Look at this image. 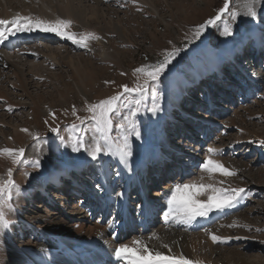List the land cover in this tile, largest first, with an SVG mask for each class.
I'll list each match as a JSON object with an SVG mask.
<instances>
[{
	"label": "rangeland",
	"instance_id": "1",
	"mask_svg": "<svg viewBox=\"0 0 264 264\" xmlns=\"http://www.w3.org/2000/svg\"><path fill=\"white\" fill-rule=\"evenodd\" d=\"M97 1L101 2V10L106 11L105 14L108 15L107 22L96 18L88 22L78 14L69 17L58 9L56 0H51L54 6L52 11L46 8L44 10L40 0H0V11L8 6L12 10L9 18L19 14L45 21L71 20L72 24L67 31L93 34V38L87 40L86 47H78L71 40L54 32L52 33L60 41L49 43L45 41L47 39H36L23 45L31 31L27 32L24 38L20 37L22 32H18L10 39L19 38L18 42L24 39L21 44L14 47L5 45L11 48L3 50L0 48V62H10L8 68L0 70V148L24 149L18 164H13L9 156H0V178L7 179V170L11 168L12 178L20 188L18 193L13 190L12 199L3 209L6 218L10 224L17 220L21 207L25 202L29 203L27 198H23L21 206L17 195L22 193L24 196L27 191L38 196H31L33 200L30 198L32 207L29 211L34 213L25 211L26 216L36 213L66 214L67 210L76 208H82L84 213H91L86 205L92 200L87 201L89 197L85 193L83 197L79 196L84 189L72 185L74 192L69 188L64 189L68 186L54 189L64 198L58 197L57 203L52 206V203L41 198L44 193L36 181L42 177H50L53 169H60L67 163L72 167L85 163L86 167L90 168L91 157L87 151H72V145L77 141L90 149L91 137L101 135L96 131V121L92 119L93 113L87 111V105L123 93L116 102L115 111L109 114L112 124L107 131L105 148L110 155L118 153L123 157L120 149L124 137L127 136L131 152L138 156H148L157 140V126L163 123L162 128L169 133L172 143L176 148L182 146L184 151L181 155H176L178 150H174L172 157L178 160L187 159L188 156L191 160L192 155L195 156L193 161L199 159L195 171L180 184H212L217 188L244 190L233 207H214L208 215L201 216L200 218L205 219L213 212H223L217 221L203 230L187 228L188 222H181L182 216L178 217L175 212L174 218H168L170 220L165 222L161 220L159 225L156 220L155 232L151 229L147 235H137V232L132 236H149V239L155 242L163 241L164 238L173 248L179 250L185 248V243L190 246L186 240H192L197 242L198 253L205 261L228 260L231 264H264V145L260 143L264 141V47L256 54L253 53V41L249 36V28L253 22L264 19V0L257 6L258 15L255 19L244 15L243 0H230V12L216 25L209 26L199 37L195 35V29L216 14L223 6V0ZM86 4L94 5L95 0ZM233 11L239 13L235 20L230 15ZM1 15L0 13V19H8L7 16ZM225 23L232 26L231 36L223 35ZM244 36L245 53L241 57L238 48L240 39ZM223 45L227 50H223ZM108 46L120 57V63L101 57L100 49ZM28 48L57 50L62 53L61 58H64L59 56L61 61L53 64L45 56H35L31 51L26 54ZM174 49H179L180 53L168 65L159 82L149 80L145 85V75L135 73V69L162 61L165 53ZM228 50L230 54H227ZM69 54L75 61L65 57ZM210 55L225 60L224 72L234 79L231 84L219 78L212 80L213 72L201 75L199 83L191 80L193 74H200L204 66L209 64ZM13 69L25 76L31 93L44 107L39 117L34 118V110L26 107L30 105L31 100L29 97H22L24 87L16 80L17 75L12 74ZM251 80L255 84H252ZM182 82L185 84L184 91L180 90ZM84 84L88 92L80 94L79 85ZM138 84L145 86L147 91L131 94L124 92V85L135 88ZM172 93L179 97L182 108L172 104L169 99ZM156 104L160 110L153 114L150 109ZM133 112L136 113L135 116L132 115ZM133 123L141 132L140 139L131 134ZM121 124L124 128L120 127ZM14 125H22L21 128L30 130V134L22 143L12 139ZM53 128L56 131H52ZM213 146L220 149L216 150V153H209L208 149ZM210 156L220 161L235 175L224 176L219 172L209 174L204 171L203 164ZM36 161L40 162L39 167L35 166ZM114 161L113 159L112 162ZM114 165L115 162L112 171H115ZM162 167L164 169L159 171L162 176L160 185L165 184L167 179H174L181 174L179 170L182 166L177 164V161H166ZM153 168L148 170V182L151 185L158 182L156 177L159 175L155 173L157 168ZM85 174L94 180L88 181L91 184L99 183V179L96 180L97 177L92 176L90 171L86 170ZM113 178L111 182H116V176ZM83 180L85 181V178L81 175L77 178L78 182ZM86 186L87 181L85 188ZM49 187L52 188V185ZM65 190L73 193L75 199L68 201ZM193 191L195 189L188 190ZM136 192L135 188L131 196L134 201H138ZM206 192L207 190L199 193L195 198L206 200L207 194H210ZM186 198L185 192L177 193L178 200ZM66 204L69 205L65 209L63 206ZM90 215L91 219L88 217V220L93 224L108 225L107 222L99 220V216L92 218V214ZM154 215L156 216V213ZM173 222L179 223L174 225ZM40 226L45 225L41 222ZM85 226L70 224L65 229L70 233L76 231L80 233L76 235L84 237L90 231ZM48 230L58 232L57 227ZM125 231L130 232L128 229ZM185 233L188 234L186 240L181 237ZM213 234L220 236L222 240L214 243L211 239ZM40 238V234L29 235L24 243V254L33 257L31 249L34 244L41 243ZM125 242L131 244L132 240L127 237ZM10 244L0 232V264H4L8 254H13L14 247Z\"/></svg>",
	"mask_w": 264,
	"mask_h": 264
},
{
	"label": "bare ground",
	"instance_id": "2",
	"mask_svg": "<svg viewBox=\"0 0 264 264\" xmlns=\"http://www.w3.org/2000/svg\"><path fill=\"white\" fill-rule=\"evenodd\" d=\"M16 1H20V0H16ZM56 1L58 4V9L65 12L66 15L69 17L73 14H78L80 17L87 19L88 22L89 20L93 21L95 18L97 20H101V22L102 21L107 22L108 20L107 19L108 15L105 14L106 11L103 12L101 10L102 8L100 6L101 5L100 1L95 0L94 5H90L91 3L89 5L86 4L90 0H56ZM40 2H41V7L44 8V10L46 8L52 11V8L54 6L51 4V0H40ZM3 8L4 9H2L0 13L8 17V19L6 20L12 19V18H9V16L12 15L11 13L12 10L9 8V6L3 7ZM263 30H264V19H261L255 23L253 22V24L249 28L250 38H252L251 36H254L257 39L256 41L261 43L260 38L263 36V33H264ZM35 31L36 33H32L34 31H31V33L27 35L26 37L34 36V37H37V39H44L42 38V36H49L51 37L50 40H45V41H48L49 43L50 41L52 42L60 41V39L56 37V35H54L52 32H43V31L38 32L37 30ZM26 33L27 32H22L20 37L24 38V35ZM15 35L9 36L6 41H4L3 43H0L1 50H3L4 48L5 49L9 48L5 45L12 46L14 41L18 42L19 38L10 39L14 37ZM33 41L31 40L25 41L26 43H24L23 45L28 44V43L30 44ZM245 41H246L245 36L240 39V43H239L240 46L238 49H239V53H242L241 57H243L245 53V46H244V44H246ZM222 47H223V50L226 49L224 45ZM259 50H261V48ZM30 51L35 56L37 55L45 56L46 59H49L50 61H52L53 64L55 63L58 64L59 63L58 60H60L58 59V57L60 56L61 58L62 56L61 55L62 53L60 54L59 51L48 49V48H45L43 50H37V49L32 50V48H28L26 51V54ZM227 54H230V50H228ZM100 55L105 60H111V61H114L115 63H120V57L117 55V53H115V51L111 49L110 46H108L107 48L100 49ZM65 57L70 58L72 62L73 60L75 61V59L72 60V57H70V54L66 55ZM224 62L225 60H223V58H217V57H214L213 55H210L209 64L204 66L200 74H197V73L193 74V76L191 77V80L195 81V83L198 82L201 78V75H203L206 72L207 73L213 72L212 80H216V78H220L219 75L221 74L225 76L226 74H224V68L221 69L222 64L224 66ZM9 66H10V62L8 61L0 62V70L2 68L3 69L6 67L8 68ZM251 66L253 65L251 64ZM19 72L15 69L12 70V74L14 76L17 75L18 79L16 80H18V83L22 87H24L22 90V94H21L22 97L23 96L29 97L31 100L30 105L26 107H30L32 111L34 110L35 115L33 117L37 118L40 116L44 107L40 105V101L35 99V96H33V94L31 93L29 89L30 87H29V84L27 83L26 78H24L25 76L20 75L21 73ZM218 73L220 74L217 75ZM57 79H59V76ZM225 80H227L228 82L227 84H229L231 80H234V79L232 77L229 78L228 76H226ZM13 85L15 86V84ZM184 89H185V84L182 82L180 86V90L184 91ZM78 91L80 94H82V92L83 94H86L88 92V88L86 87L85 84L83 86L79 85ZM0 94H2V92H0ZM175 94L172 93L169 99L174 106L178 108H182L180 99L179 97H176ZM149 99H151V97H149ZM34 120L36 121V119ZM162 125L163 123L157 126L158 127L157 140L155 141L151 149V152L148 156H145V157L138 156L132 152V155L130 157H121L118 153H116L115 155H112V154L110 155L109 152L107 151L106 153L102 152L101 154H99V156L95 160L92 159V157L90 156L91 157L90 160L92 163L90 167H92V170L91 169L88 170L85 163L76 164V166L74 167L70 166V163H67L63 165L60 169H53L51 171L52 173H51L50 178L54 181V183L57 185L64 184L65 186H68V187L64 186L65 187L64 189L69 188V190L72 192L74 191L71 185L74 184L75 180L77 181V178L80 175L83 177H87L85 174L86 170L90 171V173L92 171L97 172L102 179V183L105 184V187H104L105 192H103L105 193V199L110 200V201L114 200V195L112 194V190H111L112 185L108 183V180H107L108 177L112 178L113 173L114 174L117 173L119 174L118 177L120 181L121 179H123L122 181L124 182H132L131 185L136 188V191L138 193L137 194L138 201H134L131 198L129 202L130 204L128 205L129 206L128 210L125 213V217L123 213L118 214V216L115 219V224H113L111 227L110 224L106 226H102V225L100 226V225L93 224L92 221L88 220V217L89 219H91V215L89 214V211H87L88 213L86 212L84 213L82 211V208L81 209L76 208V210H67L68 212L66 211L67 212L66 214H64L65 212L64 213L58 212V213H53V214L46 213V215L41 214V213H36V215L26 216L24 212L29 211L30 207H32L30 206L31 199L35 198L34 197L35 195L36 196L38 195L37 194L34 195L33 193L28 192V191L26 192L24 196H22V193H19L17 195L18 201L21 203L24 201V199L27 198L29 200V203L25 202L23 206L21 203L22 207H21L19 215L17 216V220L13 224H10L9 228L7 229L0 228V232L10 241L11 243L10 246L12 245L11 247H14V249H12L13 254L11 253H10L11 255L8 254L6 258L7 260L4 262V264H78L81 261H83L84 263L88 262L89 264H93V262H102L108 259H110V261L112 259L117 260L119 264H127L126 260H118L114 254V250L117 247H119L121 244H127L125 242L126 237L125 239L123 237L124 235H126L127 237L129 236L128 238H130L132 242L133 240L142 241L143 244L148 247L149 251L153 253L158 251V252L163 253L166 256H176V257H179L182 255L191 261H199L200 264H231L232 262L228 260H219V261L207 260L205 261L204 257L200 256L198 253V247L196 244L197 242L194 243V241L192 240H186L188 236V234L186 233L181 235V237L185 239L189 243L190 246H188L185 243L183 245L185 248H182V250H179V249L173 248L167 242V239L163 238V241L155 242L154 240H150L149 236L145 237L143 235V237H140V236L131 237L130 235L131 232L125 231L126 229L130 230V229H134L138 227V223L142 222L143 220L147 222L154 220L155 218L154 214L157 213L160 210V208L164 207V205L166 206L167 209L163 217L168 215V218H174V216L176 215L175 211L169 215L170 205L168 204V199L172 196V191L175 189L176 184L179 183V180H177L179 177H176V179L169 178L167 179L165 184L160 185L159 183H160V180L162 179V176H161V173H159V171L164 169V167H162L164 165V162L166 161L176 162L177 161V164H180L182 166V168L179 171L181 173L182 171H185V173L187 174L185 177L192 174L195 171V168L198 166L199 159H195L194 161L192 160V158H195V156L192 157L191 155V160L188 159V156H187V159L180 158L178 160L172 157V153L174 150L179 151L175 153L176 155H181L182 153H184V151L182 150V146L176 148L174 143H172V141L170 140L169 133L166 130H164V128H162ZM21 127L18 125L17 126L14 125L12 127L13 129L12 139L16 140L18 143H22L30 134L29 129L27 132H25V131H22V129H27V128H25L24 126H23L24 128H21ZM97 139H100V136L91 137V142H90L91 147L94 145ZM100 142L104 147H106L107 145L106 142H104L103 140H100ZM212 148L216 150L220 149V148H214V146ZM189 157H190V154H189ZM113 159L118 163L117 169L118 168L119 169L117 172L112 171V165L114 164V162H112ZM155 162L157 163V166L155 165V169L157 168L155 173H159V175L156 177V180L158 179V182L156 183L154 182L155 184L153 183L154 185H151L148 182V175H149L148 166L154 165ZM71 168L73 171L74 170H77V171L69 172ZM46 178L48 177H42L38 179L36 181L37 182L36 184L39 185L40 190H42V192L45 195V196L44 195L41 196V198H43V201H49L50 203H52V206H54L58 201V197L59 199H62L64 198V196H62L61 193H59V191L57 190L55 191L54 188H50L48 184L45 185V183L47 182ZM64 193L66 194L68 201L75 199L73 193H70L69 191L67 192V190H65ZM124 195H125V189L123 190L122 200H124L123 199ZM91 197H89V199H91ZM90 201L91 200H89V202ZM178 201H181V200H178ZM68 205L69 204H66L63 207L66 209ZM46 211H49V210H46ZM29 212L30 214L34 213V211H29ZM219 215L220 213H217V216ZM200 217L201 216H196L194 219L189 221L187 224L188 225L187 228L193 229L196 223L199 222L200 220H207V218L209 217L212 218L216 216L212 214L211 216L206 217L205 219H202ZM197 219H199V221H197ZM41 222L44 223L45 226H40ZM87 222H90V223L87 224ZM173 223L174 225H177L179 222L178 223L173 222ZM70 224H80L81 226L87 225L85 227H87L90 231L86 235L82 234L84 235V237L78 236L76 234H80V233H77L76 231L70 233L67 229H65ZM153 224H155L154 226H156L157 222L153 221ZM51 227H57L58 232H52L48 230ZM118 229H120L119 233H118ZM116 230H117V235L115 234ZM137 231L139 232V234L137 233L135 234L141 235L142 233L141 228H138ZM153 231L155 232L154 228H153ZM31 234L33 235L40 234L41 235L40 239L42 240L41 243H36L33 245V249H31L32 253L34 254L33 257L24 254L25 253L24 248L26 247L24 244L25 240L27 239L29 235L31 236ZM127 245L131 246L132 243L127 244ZM165 245H167V247H164ZM242 264H244V262Z\"/></svg>",
	"mask_w": 264,
	"mask_h": 264
},
{
	"label": "snow or ice",
	"instance_id": "3",
	"mask_svg": "<svg viewBox=\"0 0 264 264\" xmlns=\"http://www.w3.org/2000/svg\"><path fill=\"white\" fill-rule=\"evenodd\" d=\"M261 4V0H243V7L245 9L244 15L255 19L258 15L257 6ZM230 12V0H223V6L220 7L216 14L206 20L204 23L197 26L195 29V35L199 37L209 26H214L217 22L221 21L225 14ZM237 12H231V18L236 19ZM72 24L71 20L57 19L55 21H45L42 19H33L30 16H21L17 14L10 20L0 19V43H3L8 39L9 36L15 35L18 32H30V31H43V32H54L56 35L61 36L65 39L71 40L73 44L78 47H86L87 40L93 38V34H78L76 32L67 31ZM233 34L232 26L225 23L223 29V35L231 36ZM180 53L179 49H174L172 52H166L164 59L157 62L154 65H144L142 67L136 68L135 73L145 75V85L148 81L158 83L160 77L165 73L168 65L171 64L172 60L178 56ZM125 93H144L147 88L143 85H137L135 88H128L127 85L123 86ZM123 93L111 96L105 100H100L98 103L87 105V111L93 113L92 119L96 121L97 127L96 131L99 132L100 139H97L94 145L88 149L85 148L84 144L77 141L72 145L73 152H80L84 149L92 157L96 159L102 152H107L106 148L101 144L100 140L105 142L108 140L107 131L110 129L112 121L110 119V113L114 112L116 109V102L120 100ZM160 110L159 105H154L150 111L155 114ZM75 114V111L74 113ZM135 112L132 113L135 116ZM75 127V125H73ZM124 128V125H120ZM131 134L137 139H140L141 132L133 123ZM22 131L27 132L28 129H22ZM52 131H56L55 128ZM264 145V141H260ZM121 154L123 157H130L132 155L131 147L128 142V137H124V143L121 146ZM209 153H215L216 149L209 148ZM24 154V149H14V148H0V156H9L12 158L13 164H18ZM35 166L39 167L40 162L36 161ZM203 170L209 174L219 172L224 176L235 175L233 171L226 168L220 161L211 158V156L204 162ZM189 189H195L193 192H188ZM15 190L17 193L20 191L19 185L16 184L15 180L12 178V169L7 170V179L0 178V228L7 229L10 226V221L6 218L4 207L12 199V193ZM210 192L207 194L206 200H199L195 197L201 192ZM243 189H223L217 188L212 184H177L175 189L172 191V196L168 199V204L170 205L169 215L172 212H177L178 217L182 216L181 222H189L196 216H204L209 211L215 208H225L233 207L236 200L243 192ZM185 192L187 198L181 201L177 200V193ZM214 201L216 203H214ZM174 206V207H173ZM10 207V205H9ZM168 219V215L165 216V220ZM155 236V234H153ZM212 241L218 242L222 238L217 235H211ZM164 247H167L165 245ZM115 257L118 260H126L127 264H200L199 261H191L184 256H166L161 252H151L148 247L143 244L140 240H134L132 245L121 244L114 250Z\"/></svg>",
	"mask_w": 264,
	"mask_h": 264
}]
</instances>
